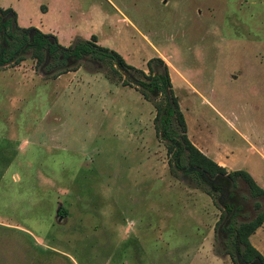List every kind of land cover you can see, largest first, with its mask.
Segmentation results:
<instances>
[{"label": "rangeland", "instance_id": "374dc122", "mask_svg": "<svg viewBox=\"0 0 264 264\" xmlns=\"http://www.w3.org/2000/svg\"><path fill=\"white\" fill-rule=\"evenodd\" d=\"M0 6L14 10L18 25L53 31L61 44L94 33L145 72L146 59L160 56L187 136L224 137L264 155V0ZM39 70L29 51L0 65V264H236L223 240L228 232L216 231L224 198L170 168L173 148L152 121L161 91L143 97L121 83L125 75L109 58ZM234 163L255 178L264 172L252 151L241 149ZM228 188L239 200L233 223L253 215L245 184Z\"/></svg>", "mask_w": 264, "mask_h": 264}, {"label": "trees", "instance_id": "16d2710c", "mask_svg": "<svg viewBox=\"0 0 264 264\" xmlns=\"http://www.w3.org/2000/svg\"><path fill=\"white\" fill-rule=\"evenodd\" d=\"M15 19V12L10 6H0V65L6 62H17L22 59L25 51H29L37 69H41L39 71L46 75L51 73V70L54 71L52 73H59L74 68L77 60L82 57L109 58L114 71L119 73L118 67H124L130 74V76H125L121 83L134 85L143 97L148 98L157 90L161 91L164 101L162 104L153 101L155 111L152 121L157 134L161 131L163 137L171 139V141H166V149L173 148L174 157L170 164L171 170L188 166L189 169L180 175L191 181L193 185L208 184L201 176V172H205L210 178L218 177L231 184H235L238 179L245 184L248 195L253 198L251 203L253 215L234 224L232 218L236 213L235 210L223 226L229 236L223 240H225L226 248H230L228 251L234 255L236 244V249L244 264H264L263 255L251 245L247 237L264 219V188L255 182L247 170L243 168L226 169L200 151L189 140L186 135L184 116L171 88L167 64L160 56L154 55L146 59L147 71L145 72L144 69L127 63L114 49L98 44L94 33H90L88 38L77 37L74 42L63 45L52 32L42 31L34 25H18ZM153 64L158 65L159 70L155 71ZM134 71L142 74L146 79L136 77ZM165 91H167V97ZM171 119L173 126H171ZM172 140L175 142L173 143ZM11 144L14 145L12 150ZM16 144V141L10 142L9 148L12 152L17 150ZM182 159L185 160V164H182ZM192 166H197L199 170L192 169ZM217 197L219 198V195ZM65 211V208H61L60 213L64 215ZM227 211L228 206L226 205L223 208L224 214L220 222L226 216ZM218 224L216 231L220 233Z\"/></svg>", "mask_w": 264, "mask_h": 264}, {"label": "crops", "instance_id": "0c3cea01", "mask_svg": "<svg viewBox=\"0 0 264 264\" xmlns=\"http://www.w3.org/2000/svg\"><path fill=\"white\" fill-rule=\"evenodd\" d=\"M46 10L49 9V4H46ZM3 7V6H2ZM42 31H49L48 28L38 27ZM55 34L53 31H49ZM56 35V34H55ZM57 38V36H56ZM67 45V43L63 44ZM214 135H211V137ZM189 140L204 154L212 158L217 163L223 165L226 169H234V163L237 157V153L244 149V151H252L256 153L263 164L264 167V155L261 152V149L256 147L255 145H246L244 144L243 148L239 145V142L233 143L228 139H224V137H215V139H211L208 136H191L188 135ZM17 146V145H16ZM234 167V168H233ZM243 168L247 170L250 175L253 177L255 182L264 188V172L258 177H254L252 172L246 166L237 167ZM248 240L264 257V219L261 221L259 225H257L252 232L248 234Z\"/></svg>", "mask_w": 264, "mask_h": 264}, {"label": "flooded vegetation", "instance_id": "af4514ba", "mask_svg": "<svg viewBox=\"0 0 264 264\" xmlns=\"http://www.w3.org/2000/svg\"><path fill=\"white\" fill-rule=\"evenodd\" d=\"M166 94V97H167V92H165ZM163 139H165L166 141H171L170 138L168 137H163L162 136V133L161 131H159L158 133ZM175 137V136H174ZM172 142L174 143L175 141L172 140ZM176 159V157H175ZM187 168H189L188 166H185V167H178V170L182 173L184 172L185 170H188ZM193 169V168H192ZM195 170V169H194ZM216 179L215 182H208V184L212 187H215L217 189V192H218V195H219V199H223L224 198V202L222 204V207L225 208V206L227 205L228 206V211H227V214H226V219L222 222H220L218 224V230L221 232H226V230L223 228L226 220L232 215V213L237 209V206H238V197L235 193V191L233 189H229L228 188V185H229V182L228 181H224L218 177H213ZM241 264H244L243 262H241ZM250 264V263H248Z\"/></svg>", "mask_w": 264, "mask_h": 264}, {"label": "water", "instance_id": "95a60500", "mask_svg": "<svg viewBox=\"0 0 264 264\" xmlns=\"http://www.w3.org/2000/svg\"><path fill=\"white\" fill-rule=\"evenodd\" d=\"M119 71L124 74L125 76H130L129 72L124 68V67H118ZM167 92V91H165ZM191 168L195 169V170H199V168L197 166H192ZM189 169V168H187ZM201 176L208 182H215L216 179L215 178H210L207 176V174L205 172H201ZM226 219V216L223 218L222 221H224ZM221 221V222H222ZM234 250H235V258H236V264H241L242 260L241 257L239 255V252L236 249V244L234 245Z\"/></svg>", "mask_w": 264, "mask_h": 264}]
</instances>
